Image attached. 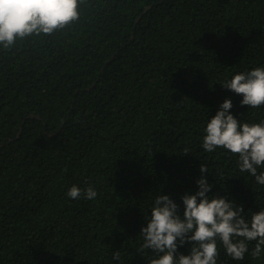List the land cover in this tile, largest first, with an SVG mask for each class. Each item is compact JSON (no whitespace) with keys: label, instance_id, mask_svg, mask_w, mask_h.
<instances>
[{"label":"trees","instance_id":"16d2710c","mask_svg":"<svg viewBox=\"0 0 264 264\" xmlns=\"http://www.w3.org/2000/svg\"><path fill=\"white\" fill-rule=\"evenodd\" d=\"M79 11L0 47V264H149L140 232L156 197L183 218L201 177L245 219L264 209L238 154L202 147L225 99L239 122L264 121V105L221 86L264 67V0H84ZM73 185L97 196L72 199ZM255 244L237 261L217 241L216 264H264Z\"/></svg>","mask_w":264,"mask_h":264},{"label":"clouds","instance_id":"9594fccd","mask_svg":"<svg viewBox=\"0 0 264 264\" xmlns=\"http://www.w3.org/2000/svg\"><path fill=\"white\" fill-rule=\"evenodd\" d=\"M84 0H0V47L10 50L17 40L30 36L50 35L79 21ZM222 87L242 95L241 105L257 108L264 105V67L237 73ZM232 102L225 99L216 114L208 120L202 138L206 152L223 148L239 156V169L264 185V121L241 123L231 113ZM200 171L208 173L206 166ZM199 190L184 194L183 218L168 195H158L151 208L147 226L141 228L142 249H150L155 257L149 264H216L217 241L226 254L240 261L248 252V242L256 241L251 252L259 257L264 250V209L252 213L249 219L243 208L225 198H209L211 185L206 177L196 181ZM72 199H94L97 192L89 186L83 191L73 185L67 192ZM191 243L188 255L177 256V247ZM119 252L113 259L119 260Z\"/></svg>","mask_w":264,"mask_h":264}]
</instances>
